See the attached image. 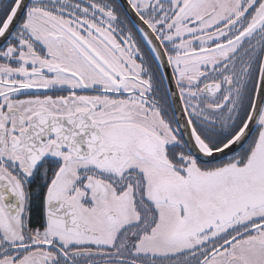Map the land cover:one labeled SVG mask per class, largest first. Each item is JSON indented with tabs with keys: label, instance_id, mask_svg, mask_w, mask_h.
<instances>
[{
	"label": "snow or ice",
	"instance_id": "1",
	"mask_svg": "<svg viewBox=\"0 0 264 264\" xmlns=\"http://www.w3.org/2000/svg\"><path fill=\"white\" fill-rule=\"evenodd\" d=\"M0 264H264V0H0Z\"/></svg>",
	"mask_w": 264,
	"mask_h": 264
}]
</instances>
